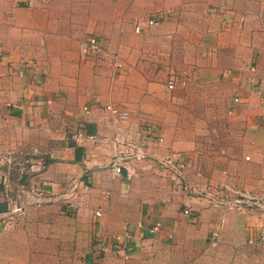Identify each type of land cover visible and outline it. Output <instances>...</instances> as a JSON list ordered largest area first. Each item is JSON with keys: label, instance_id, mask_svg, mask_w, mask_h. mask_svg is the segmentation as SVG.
<instances>
[{"label": "crops", "instance_id": "crops-1", "mask_svg": "<svg viewBox=\"0 0 264 264\" xmlns=\"http://www.w3.org/2000/svg\"><path fill=\"white\" fill-rule=\"evenodd\" d=\"M144 10L155 14L158 39L185 30L208 45L194 58L204 76L237 79L264 61V0H0V151L21 139L39 152L24 181H0L16 188L0 190V264H264V148L249 160L233 147L209 149L196 136L174 137L159 117L154 137L145 135L151 107L131 101L138 87L111 60L112 35ZM88 13L98 15L96 33L82 26L94 20ZM100 34V57L85 55V40ZM79 130L90 137L74 138ZM128 148L144 156L117 153ZM165 156L183 163L180 175L160 164ZM188 205L196 216L183 212ZM113 237L132 247L128 255L92 252Z\"/></svg>", "mask_w": 264, "mask_h": 264}, {"label": "rangeland", "instance_id": "rangeland-1", "mask_svg": "<svg viewBox=\"0 0 264 264\" xmlns=\"http://www.w3.org/2000/svg\"><path fill=\"white\" fill-rule=\"evenodd\" d=\"M148 10L142 11L134 20L137 16L135 15L129 22L130 27L124 32L112 35L118 39H111L115 41L112 44L115 53L111 59L112 63L119 66L118 68L129 70L130 84L138 87L137 94L132 95L131 101L140 105L147 102L151 107L145 122L153 127L154 124L158 125L159 117L178 139L196 136L203 147L207 146L209 149L212 146L218 149L233 147V150H242L249 160L257 145L264 148L263 59L259 63L258 61L251 63L247 70L248 75H242L237 79L220 73L217 76L214 74L204 76L194 58L203 51L210 52L208 45L200 44L195 39H185L187 32L184 29L179 32L184 30L182 39H170L169 33L167 34L169 39H158L162 35L158 21L151 25L145 24L137 31V23L154 19V12ZM91 14L95 15L94 20L85 18L82 26L89 33H96L94 26L98 24L96 19L98 15L88 13ZM99 16L102 17L101 13ZM118 16L122 20L121 12H115V19ZM102 19L108 20L106 17ZM100 35L99 39L105 38L104 34ZM121 36L126 39H122ZM260 55L261 51L258 50L256 56ZM117 61L123 66L117 64ZM170 80L175 81L174 88L168 87ZM256 81H260L262 86L255 84ZM257 87L262 89V93L257 91ZM236 96L239 97L238 102H235ZM114 104L120 106L119 103ZM253 137L257 142L251 147ZM25 146L28 145L21 139L15 150L11 149L10 143L3 144L0 151V181L3 183L5 180L14 183L26 179L27 169L39 152L34 147H28L32 148L28 151ZM208 157L204 155L201 158L202 162H198L202 168ZM13 187L3 186L0 190L15 191L16 188ZM249 196L252 197L251 194ZM70 204L72 209L77 207L74 203ZM25 209L24 207L23 211ZM95 243L98 242L93 243L92 252L96 255L102 242H99L97 247ZM107 252L100 254L103 256Z\"/></svg>", "mask_w": 264, "mask_h": 264}, {"label": "built area", "instance_id": "built-area-1", "mask_svg": "<svg viewBox=\"0 0 264 264\" xmlns=\"http://www.w3.org/2000/svg\"><path fill=\"white\" fill-rule=\"evenodd\" d=\"M157 20L156 19H148L144 22H139L136 24V30L140 31L145 24L147 25H151L153 23H155ZM103 49V44L101 39H99V37L97 36H90L88 37L85 42H84V46H83V51L85 53V55L87 56H94V57H100L101 52ZM117 64L123 66V64H121L120 61H117ZM119 67V66H118ZM168 87L169 88H174L175 87V82L173 80H170L168 82ZM257 91L259 93H262V89H260L259 87H257ZM239 101V97L236 96L235 97V102ZM106 109L111 112L112 114H114L115 116H119L121 118H126L128 116V111H126L125 109H122L119 105H116L114 103H109L106 106ZM86 110H89V106L85 107ZM264 117V116H263ZM145 135L149 136V137H154V129L151 125H146L145 127ZM74 138L76 139H85L90 137V135H88L86 132H84L83 130H79L76 131L73 134ZM123 136H118L117 140L118 143H124ZM121 140V141H120ZM161 140V139H160ZM126 143V142H125ZM118 154L122 155V156H126L129 154H136L138 158L143 157L144 155L142 154L141 151L134 149L128 148V149H121L118 151ZM160 164L162 166H164L167 169H170L173 173H176L178 175H180L182 173V168H183V163L177 162L175 159H173L171 156H165L162 159H159ZM185 187L188 188L189 192L193 195H198L201 196L202 194H206V192L204 190L201 189V187H199L198 185H191L188 182L185 184ZM252 203L250 200H248L247 202H244V206L250 207L252 206ZM75 206V205H74ZM261 207V205H260ZM24 205L23 204H18L16 205V207L14 208V210L16 211H20L23 210ZM262 211L264 213V205L262 206ZM183 212L186 215H191V216H196V212L193 210V208L191 206H187L184 208ZM97 214H101V210L97 211ZM160 228V224L156 223L155 225H153L151 227V232L155 233L156 231H158V229ZM259 239L261 241H264V215L261 219V223H260V231H259ZM109 247H112L114 249H122L125 248L126 250V255L129 254L130 250L132 249L131 246L126 245L125 243H122L118 237H113L111 238L109 241L106 242H102L101 246H100V251L98 250V256H100L102 252H106Z\"/></svg>", "mask_w": 264, "mask_h": 264}]
</instances>
